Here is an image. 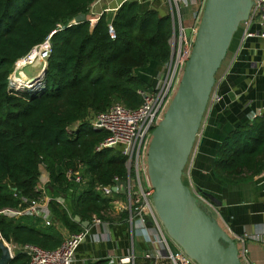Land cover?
Instances as JSON below:
<instances>
[{"label": "trees", "instance_id": "1", "mask_svg": "<svg viewBox=\"0 0 264 264\" xmlns=\"http://www.w3.org/2000/svg\"><path fill=\"white\" fill-rule=\"evenodd\" d=\"M94 2L0 0V211L23 210L36 202L46 205L50 217L46 223L43 213H0V236L17 247H58L68 234L82 230L76 215L89 223L93 216L109 220L114 199L96 187L112 185L115 178L125 181L126 157L121 146L95 150L107 132L93 129L92 118L113 102L137 108L142 102L137 91L152 84L135 70L150 63L160 68L170 58L176 25L170 13L126 0L112 15L102 12L92 26L89 20L70 23L80 13L88 19ZM49 36L42 88L10 91L14 63ZM41 168L48 175L43 190L37 188ZM263 169L264 114L233 129L213 163L216 176L226 181ZM73 171L84 183L70 177ZM27 262L26 255L14 251L8 264Z\"/></svg>", "mask_w": 264, "mask_h": 264}, {"label": "crops", "instance_id": "2", "mask_svg": "<svg viewBox=\"0 0 264 264\" xmlns=\"http://www.w3.org/2000/svg\"><path fill=\"white\" fill-rule=\"evenodd\" d=\"M124 1L100 0L91 8L90 15L97 16L102 12L112 15L113 9ZM205 1L138 0L141 8L157 7L161 12L171 14L176 27L180 24L186 28L194 25ZM258 28V22L248 29L242 24L240 31L234 35L212 89V93L220 99L208 103L183 172V181L188 187L194 186L202 193L211 194L220 203L215 204L216 211L209 209L208 215L233 240L238 253L241 244L234 239V234L264 229V169L254 176L226 181L216 176L213 163L219 145L233 129L249 124L255 117L264 114V40L245 37V31ZM158 67L150 63L135 70V73L154 85ZM114 194L120 196L115 197ZM114 194V210L109 220L100 219V223L92 221L88 227H82L87 230V235L75 250L71 264H125L119 259L132 256L130 264H173L165 258L167 247L176 251L179 246L167 236L164 227L160 223L159 227L152 225L145 216L146 231L152 239L147 240L146 234L132 225V222L139 225V217L123 208L129 201L127 191ZM67 234L64 231V235ZM245 247L248 252L246 260L240 257L242 264H264V246L261 243L248 238Z\"/></svg>", "mask_w": 264, "mask_h": 264}, {"label": "water", "instance_id": "3", "mask_svg": "<svg viewBox=\"0 0 264 264\" xmlns=\"http://www.w3.org/2000/svg\"><path fill=\"white\" fill-rule=\"evenodd\" d=\"M252 5L253 0L205 1L190 56L162 119L151 132L146 152L147 174L154 189L153 207L167 236L196 264H242L236 244L198 205L183 181V172L207 109L216 73L235 33L248 19ZM86 20V14L80 13L71 23ZM45 68L46 64L43 76ZM36 79L33 76L29 81ZM113 191L124 193L125 182H117ZM204 194L213 203L220 204L213 195ZM74 221L84 228L90 224L77 215ZM0 251V264H8L13 254L2 238Z\"/></svg>", "mask_w": 264, "mask_h": 264}, {"label": "built area", "instance_id": "4", "mask_svg": "<svg viewBox=\"0 0 264 264\" xmlns=\"http://www.w3.org/2000/svg\"><path fill=\"white\" fill-rule=\"evenodd\" d=\"M99 1L100 0H95L91 8ZM168 1L177 3L179 0ZM116 9L117 7L114 8L113 11L115 12ZM90 13L88 15V20L92 26L100 15L91 16ZM201 14L196 18L194 25L188 28L180 24L179 27H176L175 24L173 25L172 34L169 39V61L160 67L154 85L150 88L139 89L137 91L142 98V102L137 108H128L120 102H113L105 111L96 113L91 121L93 129L107 132V136L96 146L95 150L121 146V153L126 157L125 165L127 168V178L124 182L127 183L125 189L129 196L128 204L123 208H127L131 213H135L139 217V225L137 223L133 224L131 221L132 225L143 231L149 241L152 239L146 231L145 216L148 217L151 224L154 226L159 227V223L161 224V222L152 203L154 189L147 174L146 152L151 139V132L162 119L177 89L185 63L190 56L194 44ZM257 22L259 24L258 30L245 31V37H259L264 40V0H253L249 17L242 24L248 29L250 25L253 23L257 24ZM109 35L111 38L115 37L111 25H109ZM43 43H45L47 47L42 52V59L47 58L50 52V42L48 43L46 40ZM29 53L25 56H29ZM14 68V72L17 73L16 62L14 63ZM34 77L37 78V86L34 89L31 87L26 88L39 91L43 86V70L36 73ZM18 86L19 84L17 82L13 83L9 78L8 89L10 91L15 93L18 92ZM219 99V96L211 92L208 103ZM252 117L254 118L255 115ZM69 175H71L70 177L75 179L77 183H84L78 171L69 172ZM131 179H133V183ZM114 180L115 182L112 185L97 186L96 189L100 191L103 196L112 197V195L116 193L113 191V187H116V183L119 182L117 178ZM47 182L48 175L45 170L41 168L37 188L43 190ZM190 190L196 198L197 203L203 204L207 209L216 211L215 203L204 193L194 186L190 188ZM45 199L48 200L47 197H45L44 200ZM57 201L61 202L60 199H57ZM0 213L8 217H17L24 213H43L46 223H49L50 218L46 205H40L36 202H32V204H29V206L23 210L3 209ZM92 221L96 223L101 222V220L95 216H93ZM86 235V229H82L77 233L68 234L62 243L54 249H44L34 244H24L17 247L12 243H7L11 247L13 255L14 251H19L27 256V264H71L75 250L81 241L85 239ZM233 236L234 239L241 244V251L238 253L239 258L243 257L245 260V255L248 252V249L245 247L246 239L249 238L258 241L264 246V229L257 230L253 233L244 232L239 235L234 234ZM155 258L157 257L155 256ZM165 258L173 264H196L193 259L184 254L180 247H178L176 251H172L167 247ZM119 261L121 263L130 264L131 261H133V256L120 258ZM110 263H113V260H110Z\"/></svg>", "mask_w": 264, "mask_h": 264}, {"label": "bare ground", "instance_id": "5", "mask_svg": "<svg viewBox=\"0 0 264 264\" xmlns=\"http://www.w3.org/2000/svg\"><path fill=\"white\" fill-rule=\"evenodd\" d=\"M46 47L47 45L45 43L37 45L30 50L29 56L27 55L17 61L16 69L19 75L17 74L14 75L15 82H17L19 85L22 84L23 82H24L23 84L35 82V81L33 82L29 81L30 78L27 75H25V73L22 70L25 68V66L34 65L36 60L42 56V52L45 50Z\"/></svg>", "mask_w": 264, "mask_h": 264}, {"label": "rangeland", "instance_id": "6", "mask_svg": "<svg viewBox=\"0 0 264 264\" xmlns=\"http://www.w3.org/2000/svg\"><path fill=\"white\" fill-rule=\"evenodd\" d=\"M242 26V25H241ZM240 31V30H239ZM45 64H46V58H38L37 60H36V62H35V64L34 65H28V66H25V68L22 70L24 73H25V75H27L29 78L30 77H33L36 73H38L39 71H41V70H43V67L45 66ZM32 66V67H31ZM13 68H14V66H13ZM13 68H12V71H11V73H10V75H9V78L11 79V81H13V83L15 82V80H14V75H19V73H16V72H14V70H15V68H14V70H13ZM142 69V68H141ZM37 86V80H36V82H33V83H27V84H25V85H23V84H20L19 86H18V91L19 92H23V91H28V90H32V89H34L35 87ZM26 87H31L32 89H27ZM33 91V90H32ZM115 195V197L117 196V197H119L120 195L119 194H114ZM199 205L206 211V213L207 214H210V210L209 209H207L203 204H201V203H199ZM172 240V239H171Z\"/></svg>", "mask_w": 264, "mask_h": 264}]
</instances>
